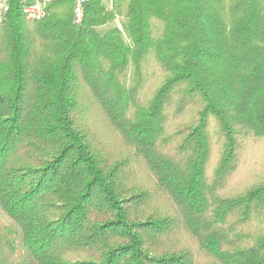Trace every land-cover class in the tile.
I'll list each match as a JSON object with an SVG mask.
<instances>
[{"label":"trees","instance_id":"trees-1","mask_svg":"<svg viewBox=\"0 0 264 264\" xmlns=\"http://www.w3.org/2000/svg\"><path fill=\"white\" fill-rule=\"evenodd\" d=\"M22 10L0 24V264H264V0Z\"/></svg>","mask_w":264,"mask_h":264},{"label":"built area","instance_id":"built-area-1","mask_svg":"<svg viewBox=\"0 0 264 264\" xmlns=\"http://www.w3.org/2000/svg\"><path fill=\"white\" fill-rule=\"evenodd\" d=\"M23 15L28 20H40L47 14L50 3L59 0H22ZM74 1V20L79 23L83 19L84 6L89 0H73ZM11 10V0H0V24L4 22Z\"/></svg>","mask_w":264,"mask_h":264},{"label":"rangeland","instance_id":"rangeland-1","mask_svg":"<svg viewBox=\"0 0 264 264\" xmlns=\"http://www.w3.org/2000/svg\"><path fill=\"white\" fill-rule=\"evenodd\" d=\"M114 26H120L121 29L123 30V32L125 33L124 29H123V24H122V19L121 18H117L114 22L108 24L106 27H114Z\"/></svg>","mask_w":264,"mask_h":264},{"label":"bare ground","instance_id":"bare-ground-1","mask_svg":"<svg viewBox=\"0 0 264 264\" xmlns=\"http://www.w3.org/2000/svg\"><path fill=\"white\" fill-rule=\"evenodd\" d=\"M27 19V18H26Z\"/></svg>","mask_w":264,"mask_h":264}]
</instances>
